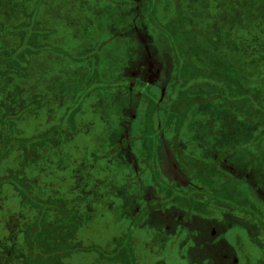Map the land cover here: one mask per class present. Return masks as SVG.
Instances as JSON below:
<instances>
[{
	"label": "rangeland",
	"instance_id": "1",
	"mask_svg": "<svg viewBox=\"0 0 264 264\" xmlns=\"http://www.w3.org/2000/svg\"><path fill=\"white\" fill-rule=\"evenodd\" d=\"M141 1L134 33L127 0L0 2V46L27 41L24 80L0 74V182L28 185L21 197L0 184V264L38 252L28 232L47 233L51 209L58 249L75 252L62 264H216L191 233L218 231L219 253L264 264V0ZM207 75L231 89H203ZM124 77L149 85L117 102ZM166 80L172 100L186 96L170 111Z\"/></svg>",
	"mask_w": 264,
	"mask_h": 264
},
{
	"label": "trees",
	"instance_id": "2",
	"mask_svg": "<svg viewBox=\"0 0 264 264\" xmlns=\"http://www.w3.org/2000/svg\"><path fill=\"white\" fill-rule=\"evenodd\" d=\"M1 1H3V0H0V2ZM142 2L143 1H141V0H127V2H123L125 4V8H124L125 11L122 12L120 16L122 18H124V16L125 17L130 16V20L128 21V25H129L128 30H129V32L133 31V33H134L136 31L135 30L136 28H134L135 23H132V20H134L137 17L138 8H140V6H142ZM123 3H121L120 6ZM120 9L121 8H119L118 11ZM25 15L28 17L27 12H25ZM33 15L34 14H31L30 13L29 14V17L32 18ZM0 17H3V16L1 15ZM11 19H14L12 15H11ZM12 23H13V21H12ZM12 23L9 24L8 26L5 24L4 26L10 28V26L12 25ZM0 24H1V22H0ZM145 25L143 24L142 26L144 27ZM12 27H14L16 29H10L11 30L10 32H13V33L15 32V35L16 36L19 33L23 32L24 29H26L24 26H19V27L12 26ZM6 32H7L6 31V28L3 29L2 26H0V38L4 37L5 34H6ZM19 40L21 41V43H19V45L22 44L23 45V48H20L19 45L17 47L12 48V49H9V48L7 49V47H3V46L1 47L0 46V74L9 83H12V82H15L16 83V80L17 79L24 80V71H23V68L22 67L25 65V62H27L26 61V51H27V48H26L27 45H26V43H27V41H25L23 38H21V39L19 38ZM167 56H168V54H167ZM163 68H164V66H163ZM166 69L168 70V66L167 65H166ZM222 74H224V73H222ZM225 79H228L230 81V83L235 84L234 83V80H232L230 77H226ZM203 81H204L203 83L206 84L205 86H201L203 89L209 87V88L213 89L214 91L216 90L217 92L219 90H222V88L227 89L226 91H228L229 89H231L230 88L231 86L225 82L226 80H222V81H220L219 83L216 84V83H213L214 81H213V79L211 77H209V75H207L205 78H203ZM133 82H135L134 79H131V80L127 81L126 80V77H124L121 80V82L119 83L120 84V87L122 89L120 90V87L118 86L119 88L117 90V93L115 95L113 94V96H111V98L114 99L117 102H119L120 100H122L124 94H126V92H128V90H129L128 87ZM159 82L160 81H158L157 83H159ZM135 83H137V82H135ZM211 83H213L214 85H211ZM138 85H139V87H142V83H138ZM138 85H135V87L137 88ZM169 86H170V82L168 80H166L165 82H163L161 84V87L162 88L159 87V90L160 89L163 90V88H165L166 91H167L166 92L167 95L165 93L166 96L164 97V99L162 101L166 104V108H167L168 111H170L169 110L170 107H168L167 104H170V103H173V102L175 103L176 100H178V99H180V100L182 99L183 100V99L186 98V96H184V95H183L184 97L183 96L181 97L179 94H176L175 96H173L175 98H173V100H172V98H171L172 96L168 93L170 91ZM101 90H104V89L101 88ZM198 91H199V89H198ZM253 96H255V94ZM258 99H260V98H258ZM191 100H193V103H195V104L197 102H199V101H202L201 97L198 94H196V98L195 97L193 99L191 98ZM190 111H191L192 116L195 117L193 115V111L192 110H190ZM120 115L121 114H119V117H121ZM173 115H174V112H173ZM0 121H2L3 123H5L4 118L1 119V117H0ZM3 130L6 131L7 130V127H5ZM50 134L51 133H49V134H47V135L39 138V141H41V143H43L44 141H46L49 138V135ZM261 135H264V134L262 133ZM5 140H8V138L6 137ZM19 145H22V144H19ZM29 148L27 150H29ZM116 148H117L116 149L117 152H120L123 149L121 147L120 148L119 147H116ZM3 149H4V151H3L4 153H6V151H8V142L7 141L4 142V148ZM224 157L225 156H223L222 154L218 157L217 166L222 162V160L223 161L225 160ZM28 159H29V157L27 156V160ZM231 162H233V160H231ZM224 164L225 163H223V165ZM229 164L232 165V163H229ZM225 165L229 166L228 164H225ZM24 171L25 170H23V172ZM0 184L1 185L2 184L12 185L13 187H15V189H17V191L20 193L21 197H26V194L25 193L28 192V190H27L28 185L25 184V179L22 180L19 177L14 176V175L6 176V178L1 179ZM29 194L32 196L31 193H29ZM29 194H28L27 197H30ZM25 201L26 200H24V198H22V199L19 200V204L20 205L21 204H24ZM57 207L60 208V206H57ZM20 209L22 210L21 206H20ZM73 210H75V209H73ZM52 211L53 210L51 209V211L49 213L50 214L49 216L54 215V217L47 218V219H50V221L48 222L49 225H48L47 233H44V231L42 229H40V226L37 224V221L33 222L35 224V227H36L35 228V231L34 232L33 231L32 232H28V233H37L38 234L39 241L36 242L35 244L41 243V248L40 247L38 248V252H33V254H30V256L26 259V261L23 264H62L63 262L62 263L60 262V258H65V257H67L69 255L72 256V255L75 254V252L68 253V251L66 253H62V251L60 249H58V245H59V244H57V241L58 240L56 241L53 238V235L56 234L55 231L53 230V228H54L53 222L55 223V221H56L55 219H57V217H55L56 214H54V212H52ZM19 212H21V211L19 210ZM77 213H78V211H74V213L72 214L73 216H71L70 219H74L75 217H77V215H78ZM34 214L35 215H34L33 218H34V220H36L35 218H37L38 216H37V213L36 212ZM29 221L31 222V220H29ZM66 226L67 225H65V227ZM29 228H30V226L28 227V229ZM12 233H14V232L12 231ZM17 233H19V232H17ZM21 233H26V232H24L23 230H21ZM60 234H63V233H60ZM65 234L67 235V233H65ZM69 235H70V233H69ZM69 235L67 236L68 238H70ZM25 240H28V239H25ZM28 241H27V244L26 245H28ZM61 244H62V242H61ZM18 245L20 246V243ZM20 247L23 249V246H20ZM21 256L25 257V254H23Z\"/></svg>",
	"mask_w": 264,
	"mask_h": 264
},
{
	"label": "flooded vegetation",
	"instance_id": "3",
	"mask_svg": "<svg viewBox=\"0 0 264 264\" xmlns=\"http://www.w3.org/2000/svg\"><path fill=\"white\" fill-rule=\"evenodd\" d=\"M158 56V55H157ZM161 71V70H160ZM148 72H151V73H154L153 74V76L155 77V80L158 82V78H160V76H161V73L160 72H157L156 73V71L154 72L152 69L151 70H149V71H147L146 73H148ZM137 76H140V75H142V77L144 76V73H145V70L142 68V70H137ZM135 78L136 77H134V80H135ZM144 78V77H143ZM140 80V81H139ZM137 79V80H135V82H137V84L138 83H145V84H148L149 85V83H146V82H144V81H141L142 79ZM132 85H134L133 83H131L130 84V86H129V90H131L132 91ZM154 85H157V86H159V83H157V84H154ZM137 108V107H136ZM135 108V109H136ZM135 109H133V110H135ZM127 129H128V127H127ZM127 149H129V148H127ZM123 150V149H122ZM217 155V156H216ZM221 154L219 153V151H216V153H214L213 154V157L216 159V162H218V157L220 156ZM229 163H232L231 162V160L227 163L226 162V164H229ZM220 165L222 166L223 165V162H221L219 165H218V167H220ZM224 167H225V169H229V170H233L234 169V165H230L229 164V166H226V165H224ZM215 176L212 178L213 180H209V181H207V184L208 183H211L212 181H215ZM257 180H258V182H260L259 180H260V178L259 177H257ZM204 184V183H203ZM205 185V184H204ZM263 191H264V189H263ZM176 213H178V215H183L184 213H183V209L182 208H178V209H176V211H175ZM175 213V214H176ZM176 221H177V218L174 220V223H176ZM180 224H182V225H185V227H186V230H190L189 229V225L187 224V223H180ZM262 228H263V226H262ZM204 234V233H203ZM202 233H200V232H197V233H191V235L192 236H195V235H202V240H201V243L199 242H197L196 243V248L198 249V250H203L206 254H207V256H208V258H211L212 259V261H214V262H216V264H236V262L232 259V253L230 252L229 254H225V251H222L221 253H219V249L217 248V246H218V244H219V241L222 239V234L221 233H219V231H218V233H214L213 235H208L207 236V238L203 235ZM196 237V236H195ZM194 237V238H195ZM222 241H224V240H222ZM225 242V241H224ZM208 251H209V253H208Z\"/></svg>",
	"mask_w": 264,
	"mask_h": 264
}]
</instances>
